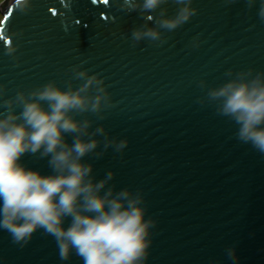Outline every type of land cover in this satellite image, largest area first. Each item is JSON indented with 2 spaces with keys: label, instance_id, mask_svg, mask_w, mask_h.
I'll return each instance as SVG.
<instances>
[{
  "label": "water",
  "instance_id": "water-1",
  "mask_svg": "<svg viewBox=\"0 0 264 264\" xmlns=\"http://www.w3.org/2000/svg\"><path fill=\"white\" fill-rule=\"evenodd\" d=\"M13 2L0 3L4 98L53 80L66 88L76 65L105 79L114 106L103 120L85 115L93 129L102 124L111 138L129 143L122 152L109 148L100 159H83L94 165L97 179L112 170L117 190L144 195L146 219L156 221L147 264H233L231 247L236 264H264V154L240 142L238 126L207 101L208 89L229 79V70L233 76L264 71L262 0L251 7L248 0H193L197 14L164 32L162 44H134L132 29L144 18L121 10L118 0H32L27 13ZM165 7L175 14L172 0ZM9 44L18 46L14 55L7 54ZM96 138L102 148L103 137ZM48 159L26 153L21 163L51 175ZM0 264L83 261L74 251L62 260L43 229L23 246L0 229Z\"/></svg>",
  "mask_w": 264,
  "mask_h": 264
},
{
  "label": "clouds",
  "instance_id": "clouds-1",
  "mask_svg": "<svg viewBox=\"0 0 264 264\" xmlns=\"http://www.w3.org/2000/svg\"><path fill=\"white\" fill-rule=\"evenodd\" d=\"M118 3L121 10L138 11L144 18L132 29L134 44L145 40L162 44L164 32L176 30L198 12L193 0H172L177 9L171 16L165 7L169 0ZM254 3L248 0L249 7ZM12 7L27 13L32 0H14ZM258 15L264 18V0ZM153 21L154 26H149ZM17 47L7 45V54L14 55ZM68 71L72 76L66 88L53 80L5 99L6 86L0 85V107L5 109L0 112V229L22 246L43 229L55 238L62 260L74 251L83 264H147L156 221L146 219L144 195L129 187L117 190L110 183L116 175L112 170L97 179L94 165L83 159L90 154L100 159L109 148L122 152L129 143L127 138H111L102 124L93 129L94 121L85 115L103 120L104 110L114 106L105 79L98 73L90 75L82 65ZM254 72L249 68L233 76L229 70V79L208 89L207 101L238 126L240 142L264 154V71ZM200 84L203 87L205 82ZM98 136L103 137L102 148ZM26 153L49 158L52 174L25 167L21 158ZM68 218L71 222L65 229ZM227 256L236 264L234 247L227 249Z\"/></svg>",
  "mask_w": 264,
  "mask_h": 264
},
{
  "label": "rangeland",
  "instance_id": "rangeland-1",
  "mask_svg": "<svg viewBox=\"0 0 264 264\" xmlns=\"http://www.w3.org/2000/svg\"><path fill=\"white\" fill-rule=\"evenodd\" d=\"M3 0H0V3L2 2ZM1 20H2V15L0 14V22H1Z\"/></svg>",
  "mask_w": 264,
  "mask_h": 264
},
{
  "label": "snow or ice",
  "instance_id": "snow-or-ice-1",
  "mask_svg": "<svg viewBox=\"0 0 264 264\" xmlns=\"http://www.w3.org/2000/svg\"><path fill=\"white\" fill-rule=\"evenodd\" d=\"M104 2H105V3H107V2H108V0H104ZM6 18H7V17H6Z\"/></svg>",
  "mask_w": 264,
  "mask_h": 264
},
{
  "label": "trees",
  "instance_id": "trees-1",
  "mask_svg": "<svg viewBox=\"0 0 264 264\" xmlns=\"http://www.w3.org/2000/svg\"><path fill=\"white\" fill-rule=\"evenodd\" d=\"M1 14V13H0Z\"/></svg>",
  "mask_w": 264,
  "mask_h": 264
}]
</instances>
